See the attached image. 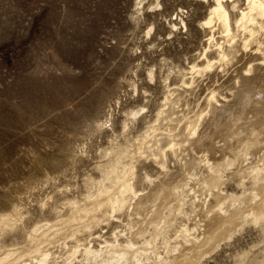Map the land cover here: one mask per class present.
<instances>
[{"label":"rangeland","instance_id":"374dc122","mask_svg":"<svg viewBox=\"0 0 264 264\" xmlns=\"http://www.w3.org/2000/svg\"><path fill=\"white\" fill-rule=\"evenodd\" d=\"M159 2L0 0V220L14 224L0 225V255L28 250L32 229L66 219L72 202L88 205L106 154L139 137L167 93L163 79L179 85L189 58L201 51L200 21L213 1ZM158 171L140 159L136 188ZM233 182L224 189L240 192ZM249 226L199 264L260 253L262 235Z\"/></svg>","mask_w":264,"mask_h":264},{"label":"bare ground","instance_id":"6f19581e","mask_svg":"<svg viewBox=\"0 0 264 264\" xmlns=\"http://www.w3.org/2000/svg\"><path fill=\"white\" fill-rule=\"evenodd\" d=\"M212 1L201 51L179 85L163 79L167 93L139 137L106 154L88 205L72 202L66 219L36 226L29 249L3 252L0 264H199L248 225L263 248L233 264H264V0ZM143 158L159 171L138 189ZM230 180L240 192L224 189Z\"/></svg>","mask_w":264,"mask_h":264},{"label":"snow or ice","instance_id":"6c2138e0","mask_svg":"<svg viewBox=\"0 0 264 264\" xmlns=\"http://www.w3.org/2000/svg\"><path fill=\"white\" fill-rule=\"evenodd\" d=\"M160 6V2L159 0H156V7H159Z\"/></svg>","mask_w":264,"mask_h":264}]
</instances>
